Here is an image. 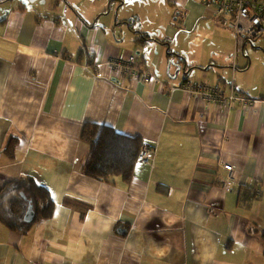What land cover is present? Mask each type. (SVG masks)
<instances>
[{
    "label": "crops",
    "instance_id": "0c3cea01",
    "mask_svg": "<svg viewBox=\"0 0 264 264\" xmlns=\"http://www.w3.org/2000/svg\"><path fill=\"white\" fill-rule=\"evenodd\" d=\"M227 25L201 0H0V191L33 178L55 202L26 231L0 220V264H264L249 228H264V35L237 46ZM130 54L140 73L121 75L113 61ZM188 77L232 82L255 106L205 100ZM86 122L142 137L156 158L130 182L85 175Z\"/></svg>",
    "mask_w": 264,
    "mask_h": 264
},
{
    "label": "trees",
    "instance_id": "16d2710c",
    "mask_svg": "<svg viewBox=\"0 0 264 264\" xmlns=\"http://www.w3.org/2000/svg\"><path fill=\"white\" fill-rule=\"evenodd\" d=\"M217 18L226 19L224 16ZM142 40L147 42L151 40V37L144 33ZM236 56H238L237 53H235V58ZM222 84L227 87L229 82H222ZM226 92H229V86ZM81 137L90 144V150L83 165L85 175L112 185L115 184L114 179L116 178L125 182L131 181L136 173L137 165L142 163L138 161L140 147L144 141L142 137L127 135L112 126L93 122L85 123ZM18 143L19 138L11 135L5 151L12 158H14ZM12 188L18 192L15 198L8 197L9 190ZM250 188V192H247L246 188L239 199L246 206H250L255 199V187ZM66 202L82 208L83 215L90 209V204L78 199H68ZM30 204L34 210V218L31 222H27L24 220V214ZM54 210L55 202L49 188L39 184L33 178L9 182L0 191V220L11 229L26 231L35 222L51 218ZM249 228L250 231L259 232L264 241V228L254 223L249 225Z\"/></svg>",
    "mask_w": 264,
    "mask_h": 264
},
{
    "label": "built area",
    "instance_id": "2783aa9c",
    "mask_svg": "<svg viewBox=\"0 0 264 264\" xmlns=\"http://www.w3.org/2000/svg\"><path fill=\"white\" fill-rule=\"evenodd\" d=\"M203 5L213 9L214 16L226 17L229 27L233 30L237 46L245 41L255 43L264 35V0H201ZM136 56L130 54L128 57L117 58L113 61L118 73L133 74L134 76L140 73L138 64H136ZM233 67H236L235 55ZM145 81L153 79L152 74H144ZM200 95L205 100L213 99L218 104H224L232 107L238 103L244 107H252L254 100L247 95L234 91L232 82L228 84L229 92H226V86L222 82L208 84L198 82L190 77L184 82L181 87ZM177 86L176 88H179ZM255 106V105H254ZM253 106V107H254ZM156 148L148 141H143L138 154V161L142 163H151L155 159ZM225 168L229 170L226 186L232 184L233 165L226 163Z\"/></svg>",
    "mask_w": 264,
    "mask_h": 264
},
{
    "label": "rangeland",
    "instance_id": "374dc122",
    "mask_svg": "<svg viewBox=\"0 0 264 264\" xmlns=\"http://www.w3.org/2000/svg\"><path fill=\"white\" fill-rule=\"evenodd\" d=\"M227 27L229 28V31H230V33H231V35H232V37H233V41H235V35H234L233 30H232L228 25H227ZM262 38H264V36H263ZM217 39H218V35L216 36V40H217ZM216 40H215V45L218 44ZM233 48H234V46H233ZM247 51H248L247 54L250 56V58L253 57L254 60H255L256 62L262 64L261 56H259V54L261 53V51H254V52H251V53H250V44L247 45ZM238 53H239V56H238V59H237V64L240 65V58L244 57V54H243V52L241 51V49H239ZM234 55H235V53H234V49H233V51L231 52V55L228 56V60H229L230 63L233 61ZM226 68H227L228 70H231L229 63H227ZM212 70H213V69H212ZM213 71H214V70H213ZM210 72H211V71H210ZM211 73H212V72H211Z\"/></svg>",
    "mask_w": 264,
    "mask_h": 264
},
{
    "label": "water",
    "instance_id": "95a60500",
    "mask_svg": "<svg viewBox=\"0 0 264 264\" xmlns=\"http://www.w3.org/2000/svg\"><path fill=\"white\" fill-rule=\"evenodd\" d=\"M34 218V210L32 205L30 204L27 208V211L24 214V220L27 222H31Z\"/></svg>",
    "mask_w": 264,
    "mask_h": 264
}]
</instances>
